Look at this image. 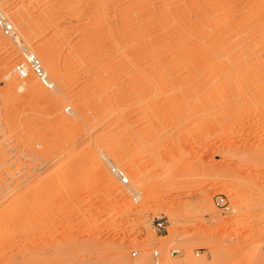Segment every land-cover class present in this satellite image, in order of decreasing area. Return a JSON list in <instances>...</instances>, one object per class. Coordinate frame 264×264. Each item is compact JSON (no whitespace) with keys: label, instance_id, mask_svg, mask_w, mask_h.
<instances>
[{"label":"rangeland","instance_id":"1","mask_svg":"<svg viewBox=\"0 0 264 264\" xmlns=\"http://www.w3.org/2000/svg\"><path fill=\"white\" fill-rule=\"evenodd\" d=\"M169 1L166 16L163 0H0L14 27L0 29V249L14 245L13 264H155L154 251L159 264H264V0ZM153 2L158 18L142 20ZM23 46L53 90L17 77Z\"/></svg>","mask_w":264,"mask_h":264},{"label":"bare ground","instance_id":"2","mask_svg":"<svg viewBox=\"0 0 264 264\" xmlns=\"http://www.w3.org/2000/svg\"><path fill=\"white\" fill-rule=\"evenodd\" d=\"M144 1H145V0H144ZM151 1H152V0H151ZM154 1L157 2V0H154ZM158 1H160V0H158ZM168 1H169V0H168ZM168 1H167V0H165V1L163 0L164 5H165V6H163V7H166V9H165L166 16H167V13L170 14V12H171V11H170V8L172 7L171 5L174 4V2H173V4H171L170 1H169V2H168ZM171 1H172V0H171ZM174 1H175V0H174ZM163 2H161L160 4H163ZM165 2H167V3H165ZM181 2H182V1H181ZM216 2H217V1H216ZM152 4H153V6H151V8H150L149 6L152 5ZM160 4H159V6H161ZM180 4H181V3H180ZM150 5H148V6H141V8H142V7H143V8L146 7V9L149 7V9H148L149 11L147 10L148 12H146V9H143V8H142L143 10H145V12H143L142 9L140 8V9H141V12L143 13V14L141 13V14H142V20H144V21H145V18L143 19V17L147 15L146 13H148V15H149L150 10H151V12H150V15H149V16H151V17L154 16L155 18H156V16H158V12H159L158 10H159V9H156L157 12H156V10H155V8H156L158 5H157L155 2L151 3ZM181 5H182V4H181ZM216 5H217V4H216ZM216 5H215L214 7H216ZM170 6H171V7H170ZM182 6H183V5H182ZM220 7H221V6H220ZM159 8H160V7H159ZM172 8H173V7H172ZM183 8H184V7H183ZM183 8H182V9H183ZM180 9H181V8H180ZM227 9H228V8H227ZM230 9H231V8H230ZM3 10H4V9H3ZM162 10H163V9H162ZM177 10H178V9H177ZM222 10H224V9H222ZM241 10H242V9H241ZM182 11H183V10H182ZM212 11H213V10H212ZM155 12H156L157 14H156ZM201 12H203V11H201ZM221 12H223V11H221ZM209 13H210V12H209ZM137 14H138V13H137ZM151 14H152V15H151ZM155 14H156V16H155ZM160 14H161V13H160ZM162 14H165V13H162ZM198 14H199V13H198ZM202 14H203V13H202ZM228 14H229V13H228ZM138 15H139V14H138ZM143 15H144V16H143ZM232 15H233V14H232ZM159 16H160V15H159ZM164 16H165V15H164ZM212 16H213V15H212ZM151 17H150V18H151ZM201 17H202V16H201ZM138 18H140L139 21H141V15H139ZM146 18H147V17H146ZM150 18H149V20H151ZM157 18H158V17H157ZM157 18H156V19H157ZM177 18H178V17H177ZM197 18H198V17H197ZM235 18H236V17H235ZM237 18H238V17H237ZM147 19H148V18H147ZM147 19H146V20H147ZM153 19H154V18H153ZM182 19H183V18H182ZM246 19H247V18H246ZM168 20H169V19H168ZM183 20H184V19H183ZM203 20H204V19H203ZM147 21H148V20H147ZM147 21H146V22H147ZM154 21H155V19H154ZM170 21H171V20H170ZM184 21H185V20H184ZM201 21H202V20H201ZM152 22H153V21H152ZM152 22H151V23H152ZM155 22H156V21H155ZM166 22H167V20H166ZM233 22H234V21H233ZM147 23H149V22H147ZM164 23H165V21H164ZM231 23H232V22H231ZM234 23H235V22H234ZM237 23H238V22H237ZM162 24H163V23H162ZM235 24H236V23H235ZM164 25H165V24H164ZM182 25H183V24H182ZM159 26H160V25H159ZM166 26H167V25H166ZM166 26H165L166 29H163V30H165V31L167 30L166 34L169 33V36H170V34H171V33H170V27H169V26L166 27ZM172 26H173V25H172ZM179 26H180V25H179ZM205 26H206V25H205ZM234 26H235V28H236V25H234ZM176 27H177V26H176ZM180 27H181V26H180ZM211 27H213V26H211ZM158 28H159V27H158ZM177 28H178V27H177ZM232 28H234V27H232ZM178 29H179V28H178ZM185 29H186V28H185ZM216 29H217V28H216ZM159 30H160V29H159ZM163 30H161V32H162ZM180 30H181V29H180ZM214 30H215V29H214ZM155 31H157V30H155ZM155 31H154V32H155ZM205 31H206V30H205ZM215 31H216V30H215ZM215 31H214V32H215ZM173 32H174V31H173ZM186 32H187V31H186ZM209 32H210V31H209ZM224 32H225V30H224ZM18 33H19V32H18ZM157 33H158V32H157ZM157 33H156V34H157ZM162 33L165 34L164 32H162ZM181 33H182V32H181ZM202 33H203V32H202ZM226 33H227V30H226ZM236 33H237V32H236ZM152 34L154 35L155 33H152ZM156 34H155V35H156ZM159 34H161V33H159ZM159 34H158V35H159ZM163 34H162L161 36H163ZM204 34H205V33H204ZM206 34H207V33H206ZM153 35H152V36H153ZM201 35H203V34H201ZM201 35H200V36H201ZM214 35H215V34H214ZM227 35H228V34H227ZM229 35H230V34H229ZM164 36H166V35H164ZM169 36H168V37H169ZM198 36H199V35H198ZM200 36H199V37H200ZM203 36H204V35H203ZM203 36H202V37H203ZM209 36H210V35H209ZM209 36H208V37H209ZM216 36H218V34H217ZM219 36H220V35H219ZM150 37H151V36H150ZM154 37H155V36H153V37H151V38L154 39ZM159 37H160V35H159ZM159 37H158V38H159ZM166 37H167V36H166ZM236 37H237V36H236ZM239 37H240V36H239ZM1 38H2V37H1ZM151 38H150V39H151ZM155 38H157V35H156ZM158 38H157V39H158ZM197 38H198V37H197ZM212 38H213V37H212ZM146 39H147V38H146ZM146 39H145V40H144V39L142 40L143 42H144V41H145V42L147 41V43H146L147 46L144 45V46H145L144 48H148V49H149L148 42L150 43V42L152 41V39H151V41H150L149 36H148L149 41H148V39H147V40H146ZM157 39H154V40H153V41H154V44H155V48L157 47V46H156L157 43L155 42V40H157ZM182 39H184V38H182ZM203 39L205 40V38L203 37V38H201V41H202ZM217 39H218V38H217ZM219 39H220V37H219ZM225 39H226V38H225ZM258 39H259V38H258ZM260 39L263 40L262 37H261ZM0 40H1V39H0ZM10 40H11V39H9V41H10ZM165 40H166V39H165ZM179 40H180V39H179ZM223 40H224V39H223ZM226 40H228V39H226ZM153 41H152V42H153ZM184 41H185V40H184ZM229 41H230V40H229ZM254 41H255V40H254ZM259 41H260V40H259ZM140 42H141V41H140ZM143 42H142V43H143ZM168 42H169V41H168ZM232 42H233V41H232ZM238 42H239V41H238ZM7 43H8V42H7ZM117 43H118V42H117ZM120 43H121V42H120ZM137 43H138V42H137ZM159 43H160V42H159ZM159 43H158V44H159ZM169 43H170V42H169ZM169 43H168V44H167V43H164V44H163V46L165 45L164 47H166V48H163V49H165V51H167V49L169 48V46H166V45H170ZM177 43H178V42H177ZM201 43H202V42H201ZM208 43H209V42H208ZM211 43H213V45H215V44H214V41L211 42ZM215 43H216V42H215ZM222 43H223V42H222ZM243 43H244V42H243ZM262 43H263V42H262ZM150 44H151V43H150ZM154 44H152V45L154 46ZM178 44H179V43H178ZM237 44H238V43H237ZM256 44H258V43H256ZM259 44H260V43H259ZM259 44H258V45H259ZM115 45H116V44H115ZM135 45H137V44H135ZM159 45H160V44H159ZM159 45H158V46H159ZM228 45H229V44H228ZM228 45H227V46H228ZM120 46H121V45H120ZM141 46H142L141 49H144V48H143V45H141ZM153 46L150 45V47H153ZM211 46H212V45H211ZM238 46H239V45H238ZM28 47H29V46H27V47L23 46V47L21 48V49H22V53H24L25 51H29V52H32V53L34 52L32 48H31V49H32L31 51L28 50L31 46H30L29 48H28ZM161 47H162V45H161L160 47H157L158 52H157V50H155V52H157V53L154 52V53H155V56L157 57V59H162V57H166V55L164 56L165 53L162 54L163 51H160V50H159V49H162ZM224 47H225V46H224ZM233 47H234V46H233ZM259 47H260V46H259ZM259 47L257 46V48H259ZM175 48H176V46H175ZM213 48H214V47H213ZM219 48H220V47H219ZM236 48H237V47H236ZM236 48H235V49H236ZM261 48H262V47H261ZM115 49H117V48H115ZM115 49H114V50H115ZM141 49H140V50H141ZM163 49H162V50H163ZM127 50H128V49H127ZM168 50H169V49H168ZM186 50H188V49H186ZM213 50H214V49H213ZM215 50H216V49H215ZM215 50H214V51H215ZM263 50H264V49H263ZM141 51H142V50H141ZM220 51H221V50H220ZM234 51H235V50H234ZM241 51H242V50H241ZM243 51H244V50H243ZM254 51H255V49H254ZM20 52H21V51H20ZM124 52H125V51H124ZM152 52H153V48H152L151 53H152ZM169 52H171V51H169ZM187 52H189V50H188ZM223 52H224V51H223ZM154 53H152V54H151L152 56H149V57H152V58H153ZM159 53H160V54H159ZM166 53H167V52H166ZM174 53H175V52H173L172 54H174ZM224 53H225V52H224ZM237 53H238V52H237ZM243 53H245V52H243ZM15 54H16V53H15ZM126 54H127V52L125 53V55H126ZM138 54H139V53H138ZM142 54H143V52H142ZM167 54H168V53H167ZM169 54H170V53H169ZM169 54H168V55H169ZM227 54H228V53H227ZM229 54H230V53H229ZM246 54H247V52H246ZM125 55H124V57H126V56H129V57H130V56H131L130 54H129V55H126V56H125ZM140 55H141V54H140ZM148 55H149V54H148ZM168 55H167V57H168ZM183 55H184V54H183ZM216 55H217V54H216ZM37 56H38V55H37ZM119 56H120V55H119ZM155 56H154V57H155ZM220 56L222 57V55H220ZM225 56H226V55H225ZM228 56H229V55H228ZM38 57H39V56H38ZM142 57H143V56H142ZM144 57H145V56H144ZM240 57H241V56H240ZM13 58H14V57H13ZM18 58H19V56H18ZM18 58H17V59H18ZM21 58H22V57H21ZM39 58H40V57H39ZM121 58H122V57H121ZM126 58H127V57H126ZM132 58H133V57H132ZM132 58H131V59H132ZM181 58H182V57H181ZM219 58H220V57H219ZM227 58H228V57H227ZM241 58H242V57H241ZM14 59H16V58H14ZM19 59H20V58H19ZM127 59H128V58H127ZM153 59H154V58H153ZM155 59H156V58H155ZM129 60H130V58H129ZM132 60H133V59H132ZM149 60H150V58H149ZM164 60H165V59H164ZM227 60H228V59H227ZM127 61H128V60H127ZM156 61H157V60H156ZM222 61H223V60H222ZM161 62H162V61H161ZM161 62H160V63H161ZM225 62H226V61H225ZM112 63H113V62H112ZM115 63H116V62H115ZM119 63H120V62H119ZM220 63H221V62H220ZM42 64H43V63H42ZM113 64H114V63H113ZM129 64H130V63H129ZM162 64L164 65V63H162ZM162 64H161V65H162ZM166 64H167V63H166ZM166 64H165V66H167ZM221 64H222V63H221ZM169 65H170V64H169ZM43 66H44V65H43ZM50 66H51V65H50ZM112 66H113V65H112ZM116 66H117V64H116ZM165 66H164V67H165ZM50 68H51V67H50ZM113 68H114V67H113ZM138 68H139V67H138ZM165 68H168V67H165ZM251 68H252V67H251ZM44 69H45V71L47 72V70H46L45 67H44ZM108 69H109V68H108ZM110 69H111V68H110ZM121 69H122V68H121ZM169 69H170V68H169ZM169 69H168V70H169ZM95 70H97V69H95ZM95 70H94V71H95ZM99 70H100V69H99ZM127 70H128V69H127ZM164 70H165V69H164ZM97 71H98V70H97ZM114 71H115V70H114ZM162 71H163V70H162ZM166 71H167V69H166ZM95 72H96V71H95ZM138 72H139V71H138ZM163 72H164V71H163ZM165 73H166V72H165ZM47 74L49 75L48 72H47ZM166 74H170V71H169V72L167 71ZM32 76H33V75H30L28 78L23 79L24 82H23V81H22V82H23L25 85H27V86H28V85L31 86L34 90H36V91H40L41 89L39 88V86H38V84H37V82H39V81L36 82L35 79L33 78L34 76H33V77H32ZM49 77H50V75H49ZM9 78H10V77H9ZM12 78H13V77H12ZM35 78H36V77H35ZM36 79H37V78H36ZM50 79H51V77H50ZM4 80H5V79H4ZM6 80H7V79H6ZM6 80H5V81H6ZM10 80H11V79H10ZM52 82H53V81H52ZM9 83H10V81H9ZM53 83H56V82L54 81ZM39 84H40V83H39ZM54 86H55V84H54ZM204 104H205V103H204ZM201 105H202V104H201ZM205 108H206V107H205ZM81 116H82V115H81ZM78 117H79V116H78ZM94 117H95V116H94ZM79 118H80V117H79ZM86 118H87V116H86ZM80 119H81V118H80ZM78 120H79V119H78ZM88 121H89V120H88ZM84 122H85V121H84ZM78 123H79V122H78ZM78 123H77L76 125H77L79 128L76 127V125H75V128H74L73 130H75V131H77V130H79V129L82 130V128H80L81 126L78 125ZM79 124H80V123H79ZM75 131H74V132H75ZM81 132H82V131H81ZM68 135H70V134H68ZM80 135H81V134H80ZM71 136H72V135H71ZM73 136H74V135H73ZM69 139H70V138H69ZM236 145H237V144H236ZM232 146H233V145H232ZM236 147H237V146H236ZM241 147H242V146H241ZM117 157H118V156H117ZM108 159H109V158H108ZM106 160H107V159H106ZM113 160H114V158H113ZM2 161H3V160H2ZM118 162H119V160H118L117 158H116L115 161L107 160V163H112V164H114V166H115L116 164H118ZM79 163H80V162H79ZM76 164H77V163H76ZM2 165H3V164H2ZM100 165H101V164H100ZM100 165H99V166H100ZM102 165H103V164H102ZM73 166H74V165H73ZM95 166H96L97 169H98V165L96 164ZM112 166H113V165H112ZM101 167L103 168V166H101ZM101 167H99L100 169H98V170L101 171V170H102ZM6 168H7V167H6ZM95 169H96V168H95ZM97 169H96V170H97ZM98 170H97L96 172H98ZM100 171H99L98 173L101 175V172H100ZM106 172H107V171H104V170H103V173H102V178H103V181L105 182L104 184H106L104 187H105L106 189H107V187L111 189V190H110V189H107V190H108L107 192H109V194L113 195V193L115 192L114 195L117 194L118 197H120L121 195L119 196V193H122V192H123V191L121 190V187H120L117 183H115L116 181L114 182V180H113V179L111 178V176L108 174L109 172H108V173H106ZM7 173H8V172H7ZM7 173H6V174H7ZM129 175H130V174H129ZM126 176H127V175H126ZM3 179H4V178H3ZM128 180H129V178H128ZM129 181H130V180H129ZM2 182H3V181H2ZM0 183H1V182H0ZM6 183H7V182H6ZM8 183H9V182H8ZM129 183H130V182H129ZM7 185H8V184H7ZM127 185H128V184H127ZM106 186H107V187H106ZM139 186H140V185H139ZM133 187H134V188H133ZM136 188H137V189H136ZM112 190H113L114 192H112ZM128 191H130L133 195H135V199H137V198L139 197L140 190H139L138 187H136L135 185H132V187H130ZM111 192H112V193H111ZM116 192H117V193H116ZM9 193H10V191H9ZM115 196H116V195H115ZM122 196H123V195H122ZM122 196H121V197H122ZM116 197H117V196H116ZM0 198H1V197H0ZM1 201H2V200H1ZM202 201H203L202 204L204 205L205 212L208 213V215H210L212 219H214L215 216H216V215H214L216 211H215V209H214L213 204L211 203L210 198H209L208 196H207V197L205 196V197L202 198ZM135 204H136V203H133V202H131V203L129 204V202H128V206H129V208L132 209V210H133V209H136V208H139V207L141 206V205H135ZM139 204H140V203H139ZM125 205H126V204H125ZM128 206H126V207L128 208ZM9 207H10V206H9ZM142 207H143V204H142ZM142 207H140V208H142ZM1 208H2V207H1ZM140 208H139V209H140ZM6 209H7V208H6ZM1 211H2V210H1ZM10 211H12V210H10ZM6 212H7V210H6ZM8 212H9V211H8ZM8 212H7V213H8ZM3 215H4V214H3ZM6 220H8V218H7ZM3 221H4V220H3ZM0 222H1V221H0ZM0 224H1V223H0ZM5 224H6V223H5ZM5 224H4V225H5ZM2 228H3V227H2ZM5 230H6V228H5ZM0 231H1V230H0ZM14 232H15V231H14ZM0 233H1V232H0ZM4 233H6V232H4ZM7 233H8V232H7ZM2 234H3V233H2ZM7 235H8V234H7ZM7 235H6V237H7ZM0 236H1V235H0ZM48 237H49V236H48ZM7 238H8V237H7ZM8 239H9V238H8ZM8 239H7V240H8ZM15 239H16V238H15ZM7 240H6V241H7ZM9 240H10V239H9ZM9 240H8V241H9ZM16 240H17V239H16ZM21 240H22V239H21ZM0 241H1V240H0ZM52 241H53V240H52ZM9 242H10V241H9ZM11 242H12V241H11ZM150 242H151V241H150ZM1 243H2V242H1ZM5 243H8V242H5ZM5 243H3V247H2L3 250L0 249V256L2 257V258H0V264H13V261H12V259H11V257H10L11 255L8 256V254L11 253L10 250H13V249H12L11 247H9V248H11V249L6 248V246L9 245V243L6 244V245H4ZM18 244H19V243H18ZM18 244H17V245H18ZM10 245H12V244L10 243ZM10 245H9V246H10ZM0 246H1V245H0ZM4 246H5V249H4ZM12 246H14V245H12ZM18 246H19V245H18ZM7 247H8V246H7ZM0 248H1V247H0ZM19 248H20V247H19ZM6 249H8L10 252L8 253V251H7ZM14 249H15V248H14ZM1 250H2L3 252H2ZM22 251H23V250H22ZM6 252H7V253H6ZM13 252H14V251H12V253H13ZM154 252H155V251H154ZM157 252H158V251H157ZM18 253H19V252H18ZM6 255H7V256H6ZM9 257H10V258H9ZM12 257H13V256H12ZM159 257H160V256H159ZM167 258H168V257H167ZM9 259H10L11 261H10ZM37 259H38V258H37ZM138 259H139V258H138ZM164 259H165V258H164ZM34 260H35V259H34ZM34 260H33V261H34ZM38 260H39V259H38ZM126 260H127V262H126ZM162 260H163V259H162ZM118 261L120 262L119 264H125V263L128 264V263H129V262H128V259H125L124 256H120L119 259H118ZM188 261H189V260H188ZM192 261H193V260H192ZM38 262H39V261H38ZM170 262H171L170 260H163V264H171ZM172 262H173V261H172ZM159 263H160V262H159ZM193 263L195 264L196 262H193ZM14 264H15V263H14ZM16 264H17V263H16ZM23 264H25V263H23ZM130 264H132V263L130 262ZM137 264H149V262H148V259H146L145 257H144V258L142 257V259L139 260V262H138ZM172 264H173V263H172ZM183 264H184V263H183ZM185 264H186V263H185ZM188 264H189V263H188Z\"/></svg>","mask_w":264,"mask_h":264},{"label":"built area","instance_id":"3","mask_svg":"<svg viewBox=\"0 0 264 264\" xmlns=\"http://www.w3.org/2000/svg\"><path fill=\"white\" fill-rule=\"evenodd\" d=\"M0 29L3 31L5 35H11L14 31L13 24L8 19L7 15L3 10L0 9ZM23 58L15 65L14 71L17 75V77L20 80L28 78L30 75H33L37 78L40 85L48 90L51 91L55 88L54 83L50 79L49 75L44 69V66L42 64L41 59L32 52L25 51L23 53ZM71 107H66L65 111L67 113H70ZM111 173L114 175V177L121 183L122 185L129 184L128 177L126 176V173L117 166H111L110 167ZM215 206L222 210L223 212L230 211V202L228 198L225 195L218 194L215 196L214 199ZM155 228L159 232H165L167 231V226L164 221H161L160 219H157L155 222ZM178 250H174L173 254H178ZM133 256L137 255V252L132 253ZM153 261L155 264H159V253L157 251L153 254Z\"/></svg>","mask_w":264,"mask_h":264}]
</instances>
